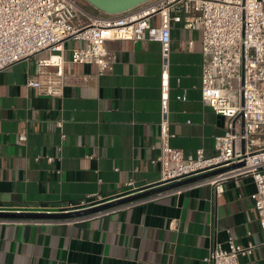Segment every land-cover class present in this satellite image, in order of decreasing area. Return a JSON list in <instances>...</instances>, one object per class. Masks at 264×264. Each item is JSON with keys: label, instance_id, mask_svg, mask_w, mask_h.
I'll use <instances>...</instances> for the list:
<instances>
[{"label": "crops", "instance_id": "0c3cea01", "mask_svg": "<svg viewBox=\"0 0 264 264\" xmlns=\"http://www.w3.org/2000/svg\"><path fill=\"white\" fill-rule=\"evenodd\" d=\"M172 26L170 142L186 154L203 148L212 156L228 120L202 99L201 32ZM106 44L118 58L99 75L96 64L69 62L70 49L84 42H66L61 95L27 86L46 53L0 71V208L78 205L96 193L122 192L127 182L160 179L153 160L160 154L161 44ZM224 188L218 196L211 185L184 187L74 221H0V264H204L216 241L227 247L228 234L242 245L264 242L252 176ZM240 263L264 264V246Z\"/></svg>", "mask_w": 264, "mask_h": 264}, {"label": "built area", "instance_id": "2783aa9c", "mask_svg": "<svg viewBox=\"0 0 264 264\" xmlns=\"http://www.w3.org/2000/svg\"><path fill=\"white\" fill-rule=\"evenodd\" d=\"M173 23L201 32L202 99L228 120L226 131L215 138L216 153L212 156L203 148L186 154L170 142L173 134L169 120V60ZM68 40L84 42L70 49L69 62L96 64L99 75L112 70L118 58L116 52L107 48L108 41L159 42L162 53L160 154L153 160L161 166L159 180H180L243 163L166 193L211 185L220 196L225 181L252 176L256 189L251 198L259 213V226L264 230V0H147L118 13L90 10L81 0H0V71L20 60L46 53L39 60V76L30 77L27 86L49 95H61L67 83ZM189 45L192 48L194 41H189ZM50 66L55 70H48ZM184 97L185 94L180 95L179 99ZM58 125L62 127L63 120ZM61 135L63 139L66 137L65 132ZM26 139L22 132L19 140ZM57 150L61 152L62 145ZM46 157L49 162L56 159ZM125 187L122 192L139 186L127 182ZM103 198L96 193L79 204ZM71 205L75 204L66 206ZM226 242L227 247L216 241L204 257V264H241V257L264 246V242L242 245L230 234Z\"/></svg>", "mask_w": 264, "mask_h": 264}, {"label": "water", "instance_id": "95a60500", "mask_svg": "<svg viewBox=\"0 0 264 264\" xmlns=\"http://www.w3.org/2000/svg\"><path fill=\"white\" fill-rule=\"evenodd\" d=\"M95 9L106 13H118L131 9L147 0H84ZM243 163L233 166L220 167L200 174L182 178L180 180H158L151 184L117 193L101 200L88 204H75L61 207H21L0 208V220H39V221H64L80 219L92 216L115 208L134 203L152 196L187 186L206 178L216 176L231 168L241 166Z\"/></svg>", "mask_w": 264, "mask_h": 264}, {"label": "rangeland", "instance_id": "374dc122", "mask_svg": "<svg viewBox=\"0 0 264 264\" xmlns=\"http://www.w3.org/2000/svg\"><path fill=\"white\" fill-rule=\"evenodd\" d=\"M82 5L84 6V7H86V8H88V9H92L93 11H96V9L93 7V6H91L90 4H88L86 1H84V0H82Z\"/></svg>", "mask_w": 264, "mask_h": 264}, {"label": "flooded vegetation", "instance_id": "af4514ba", "mask_svg": "<svg viewBox=\"0 0 264 264\" xmlns=\"http://www.w3.org/2000/svg\"><path fill=\"white\" fill-rule=\"evenodd\" d=\"M81 2H82V0H81Z\"/></svg>", "mask_w": 264, "mask_h": 264}]
</instances>
